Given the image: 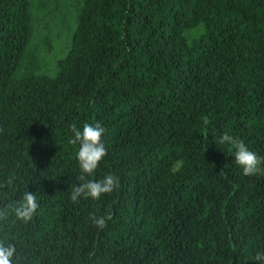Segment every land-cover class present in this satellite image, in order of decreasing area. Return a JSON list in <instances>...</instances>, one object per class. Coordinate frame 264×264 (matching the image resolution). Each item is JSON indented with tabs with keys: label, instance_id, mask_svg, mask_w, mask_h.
I'll list each match as a JSON object with an SVG mask.
<instances>
[{
	"label": "trees",
	"instance_id": "obj_1",
	"mask_svg": "<svg viewBox=\"0 0 264 264\" xmlns=\"http://www.w3.org/2000/svg\"><path fill=\"white\" fill-rule=\"evenodd\" d=\"M48 2L0 0V207L39 204L0 219L13 264H262L264 163L245 176L220 139L264 157V0H82L53 76L31 45ZM85 122L107 150L87 179L119 187L73 202Z\"/></svg>",
	"mask_w": 264,
	"mask_h": 264
},
{
	"label": "clouds",
	"instance_id": "obj_2",
	"mask_svg": "<svg viewBox=\"0 0 264 264\" xmlns=\"http://www.w3.org/2000/svg\"><path fill=\"white\" fill-rule=\"evenodd\" d=\"M204 123H208L207 118H205ZM71 131L73 137L69 139V143L79 145L76 155L79 167L83 173L78 177L81 183L71 187V200L77 202L81 197L99 200L102 195L112 193L119 187V178L112 174H107L100 180L87 179V176H91L95 172L100 162L107 155V150L103 143L105 128L99 122H85L82 130L73 124ZM220 143H230L234 146L236 149L235 162L242 167L245 176L257 173L259 166L264 163V157L258 156L256 152L250 150L238 138L225 134L221 137ZM38 207L36 194L25 191L20 201L0 207V219H6L9 209H11L18 220L26 222L32 218ZM90 219L96 227L103 229L107 226L106 222L112 219V215L111 213L101 217L93 215ZM15 253L16 247L13 243H6L3 239H0V264H13ZM255 260L264 264V252L256 253Z\"/></svg>",
	"mask_w": 264,
	"mask_h": 264
},
{
	"label": "rangeland",
	"instance_id": "obj_3",
	"mask_svg": "<svg viewBox=\"0 0 264 264\" xmlns=\"http://www.w3.org/2000/svg\"><path fill=\"white\" fill-rule=\"evenodd\" d=\"M82 0H49L47 7L34 10V34L31 45L35 47L39 68L38 73L53 76L57 62L67 53L75 27V16ZM202 26L186 32L193 38L202 32Z\"/></svg>",
	"mask_w": 264,
	"mask_h": 264
}]
</instances>
